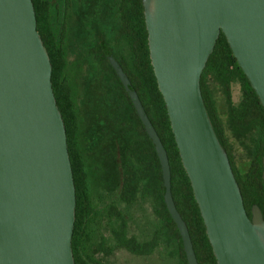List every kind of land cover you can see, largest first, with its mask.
Returning <instances> with one entry per match:
<instances>
[{
  "label": "water",
  "instance_id": "obj_1",
  "mask_svg": "<svg viewBox=\"0 0 264 264\" xmlns=\"http://www.w3.org/2000/svg\"><path fill=\"white\" fill-rule=\"evenodd\" d=\"M151 65L217 264H264V213L246 212L201 77L223 33L264 108V0H142ZM110 64L159 157L164 201L199 264L172 194L167 151L117 59ZM264 180V162H263ZM76 186L52 63L32 0H0V264H75Z\"/></svg>",
  "mask_w": 264,
  "mask_h": 264
},
{
  "label": "trees",
  "instance_id": "obj_2",
  "mask_svg": "<svg viewBox=\"0 0 264 264\" xmlns=\"http://www.w3.org/2000/svg\"><path fill=\"white\" fill-rule=\"evenodd\" d=\"M32 1L36 12L37 30L42 37L52 63L53 90L66 126L68 150L76 186V221L72 239L75 264H95L87 253L85 242L87 235L86 224L93 212L89 196V177L97 178V168L94 171L90 170L91 173L89 174L87 163L88 159H90L95 167L98 151L95 147L96 140L94 134H90L87 139V141H90L89 147L86 151L82 147L84 139L81 136L79 111H77L74 104L72 89L68 85L65 76L66 52L64 48V32L66 27L63 25L62 31L59 30L57 32L56 26L53 24L54 21L52 22L51 3L49 0ZM83 1L86 4L89 1L91 6L99 5L100 2L103 3V0H81V2ZM108 1L114 4L117 3V13L120 17L117 42L113 44L117 49L115 57L136 89L150 121L167 151L171 167L173 198L179 213L188 226L197 260L199 264H217L206 234L199 206L193 194L190 179L181 162L179 150L171 129L167 107L159 91L151 65L143 2L142 0ZM68 6L69 3L67 4V8ZM87 10L93 12V9L87 8ZM93 51L96 53V50ZM97 51L100 53L99 59L101 60L102 75H107V81L111 85L110 87L114 88L118 98L119 109L116 120L120 123L121 128L125 126L132 129L130 133H132L134 138L128 143L126 153L133 163L135 199L141 189H145L146 193L152 194L155 197L157 201V214L160 215L163 227L177 242L182 262L188 264L179 229L164 201L163 175L155 147L128 93L108 61L104 50L98 46ZM211 78L221 86L230 103L232 100V84L235 82L241 84L243 99L237 107L229 110L230 122H232L230 125L232 130L237 128L238 132L246 133V139L251 136L253 140V146L250 148L251 155H253V177L251 181L247 178L246 181L244 180V183L248 185L246 188L242 187L240 179L238 184L242 192L245 207H247L249 213L254 204L258 205L263 212L264 108L248 78L239 67L237 59L234 57L227 38L223 33L220 34L214 51L203 71L201 90L217 137L226 149L228 139L209 86ZM111 83L118 84V89ZM122 104H124V108H121ZM248 133L249 135H247ZM238 139L240 140V138ZM248 194H251L252 198L248 199ZM254 198L255 200H252ZM121 242L124 247L133 248L138 254H146L145 251L140 250L136 246L135 240L133 247L128 241L122 239Z\"/></svg>",
  "mask_w": 264,
  "mask_h": 264
},
{
  "label": "flooded vegetation",
  "instance_id": "obj_3",
  "mask_svg": "<svg viewBox=\"0 0 264 264\" xmlns=\"http://www.w3.org/2000/svg\"><path fill=\"white\" fill-rule=\"evenodd\" d=\"M49 1L52 22L54 21L53 24L56 26L57 32L62 31L63 25L66 27L64 32L66 72L72 65L79 69L82 68L84 72L79 80V87L83 92L79 106L82 109L81 136L84 139L83 144H90V141H87L88 136L95 131V147L98 149L96 184L100 191L101 205L103 206L106 199H109V201L107 199L110 202L107 214L116 226L112 230L109 240L101 237L103 249L100 252L110 254L113 249L121 247L130 255L140 256L141 254L136 253L133 248H126L121 242L123 239L132 244V247L134 245L135 239L128 236L129 228L133 225L134 204L139 201L147 203L151 201L156 219L161 223L162 220L157 214V201L152 194L141 189L135 199L133 163L126 153L128 143L134 138L130 133L132 129L125 126L121 128L120 123L116 120L119 109L118 98L116 92L115 95H112V91L110 92L111 85L107 81V75H102L100 53L97 51L98 46L102 47L109 62V54L115 57L116 47L113 44L117 42L120 25L117 3L103 0V3L100 2L99 5L89 7L85 1L81 2V0ZM114 2L116 1L114 0ZM87 8L93 9V12H89ZM63 10L64 12H62ZM93 50H96V53ZM82 54L84 55L79 59ZM111 84L118 89V84ZM68 85L72 87L69 82ZM104 88L107 93L105 99L103 98L105 96L103 95L105 94ZM122 107L124 108V104L121 105ZM91 145L94 146L92 143ZM226 146L237 182L240 179L242 187L246 188L248 185L244 183V180L246 181L247 178L251 181L253 177V155L250 151L253 140L251 136L246 140L236 138L234 141L228 140ZM108 194L110 195L107 196ZM250 198H252L251 194H248V199ZM245 208L248 216L252 218V208L250 213L247 207ZM108 243L110 248L107 246ZM105 245L106 250L104 249ZM92 260L95 264H101L97 260Z\"/></svg>",
  "mask_w": 264,
  "mask_h": 264
},
{
  "label": "rangeland",
  "instance_id": "obj_4",
  "mask_svg": "<svg viewBox=\"0 0 264 264\" xmlns=\"http://www.w3.org/2000/svg\"><path fill=\"white\" fill-rule=\"evenodd\" d=\"M87 4L91 7L89 1H87ZM64 48L66 50V42ZM83 55L84 54H82L79 59H81ZM82 75H84L82 68L79 69L78 67H74V65L67 69L65 75L67 82H69L72 86L73 100L77 111H79L80 119H82V109L79 106L83 92L79 87V80L82 78ZM209 86L211 88L222 125L225 128L227 139L229 141H234V139L238 137L240 140H246L245 132L240 133L237 128L232 130L230 125L232 122H230L229 116V110L237 107L243 99L241 84L238 82L232 84L231 103L226 98L221 86L213 78L209 80ZM111 91L113 92L112 95H115L113 87L110 88V92ZM103 95H105L103 96L105 99L107 93L105 92ZM94 133L95 131L93 134ZM247 135H249V133ZM88 145L89 143L82 144L85 151L89 147ZM87 165V171L89 174L91 173L90 170L94 171L97 168L96 162L94 167V164L90 161V159H88ZM97 179L98 178L95 179L91 176L89 177V196L92 202L93 212L89 216L86 224L87 235L85 245L87 253L92 257V259L97 260L101 264H184L179 255L180 252L177 242L166 232L165 228H163V224L156 219L151 201L150 203L139 201L134 204L132 214L133 225L128 231V236H132L135 239L136 246L140 250L145 251L146 254L140 256L136 254L130 255L128 252L119 247L118 249L115 248L112 250L113 254L103 252L104 255H101L103 254L100 252L103 249L101 237H105L109 240V238H111L110 234L116 226L107 214L108 207L110 205V202H108L109 199L107 198L108 201L106 199V202L103 204L104 207L101 205L100 191L96 184ZM109 195L110 194L107 196ZM107 246L110 248L109 243ZM104 249H107L106 245L104 246Z\"/></svg>",
  "mask_w": 264,
  "mask_h": 264
}]
</instances>
